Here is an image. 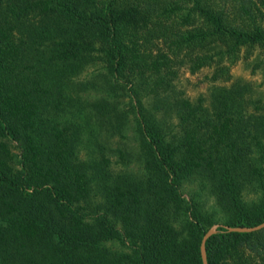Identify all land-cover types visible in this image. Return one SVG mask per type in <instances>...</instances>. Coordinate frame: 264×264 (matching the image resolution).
Instances as JSON below:
<instances>
[{
    "label": "trees",
    "instance_id": "16d2710c",
    "mask_svg": "<svg viewBox=\"0 0 264 264\" xmlns=\"http://www.w3.org/2000/svg\"><path fill=\"white\" fill-rule=\"evenodd\" d=\"M256 53L264 0H0V264H203L212 226L264 223V114L252 123L232 74ZM184 62L224 85L210 107L176 89ZM93 66L101 81H80ZM140 83L122 111L114 98ZM72 86L105 93L91 115L134 125L135 156L84 154ZM193 178L220 221L182 194ZM206 248L208 264H264V230L221 228Z\"/></svg>",
    "mask_w": 264,
    "mask_h": 264
},
{
    "label": "rangeland",
    "instance_id": "374dc122",
    "mask_svg": "<svg viewBox=\"0 0 264 264\" xmlns=\"http://www.w3.org/2000/svg\"><path fill=\"white\" fill-rule=\"evenodd\" d=\"M263 60L264 56H259L256 53V56L253 57L251 61L242 60L232 70L234 80H239L249 88L248 97L251 98L254 103L251 105V110L248 111L247 116L250 114V116L253 117L252 123L257 122L264 114V68L260 67ZM97 69L98 68L95 66L86 69L81 73L79 80L83 82L92 81L94 83H99L101 79L96 78L94 73ZM177 69L178 75L174 85L185 97H189L193 101L203 98L208 107L216 101V96L218 92L223 89L224 85L215 83L211 80V70L205 69L192 75L188 71V64L185 62ZM147 87L148 85L144 83H140L135 88L129 84L124 87L122 92L118 93L119 96L115 97L113 101L117 103V106L122 111L129 112L130 104L138 106L139 100H143L145 90L150 89V87ZM94 90L95 89L80 88L79 86H72L71 89L68 90L69 95L75 94L72 96L78 99V104L72 116L67 113L66 120H72L84 127L82 129L84 133V142L80 148H82L84 154H87L89 158H97L101 154L100 148L98 147L99 144L112 148H116L120 145L127 147L135 156L137 140L134 133V125L132 123H126L119 127L113 122H108L105 119L102 120V117L99 115L93 116L89 113L91 109L89 105L92 100L100 98L105 94L101 89H98V91ZM253 130L255 135L260 136L264 142V132L256 128ZM13 148L16 152L18 151L16 146H13ZM109 156L111 155L109 154ZM112 159L115 161L117 160L116 157ZM136 164L137 162L133 163L132 167H135ZM182 194L187 200H193L194 203H197L201 208L206 207L209 212L216 213L213 199L209 196V189L200 179L193 178L185 182L182 187ZM246 200L251 203L257 200V196L253 192L248 191ZM215 216L218 221L222 219V216L218 213H216ZM109 247L116 251L123 250V248L120 249L122 245L118 242L111 243Z\"/></svg>",
    "mask_w": 264,
    "mask_h": 264
},
{
    "label": "water",
    "instance_id": "95a60500",
    "mask_svg": "<svg viewBox=\"0 0 264 264\" xmlns=\"http://www.w3.org/2000/svg\"><path fill=\"white\" fill-rule=\"evenodd\" d=\"M225 228L228 232L231 233H255L264 230V223L255 226V227H237L232 228L224 225H214L212 226L204 235L202 242H201V256L203 264H208V257H207V248L206 244L208 240L219 233V229Z\"/></svg>",
    "mask_w": 264,
    "mask_h": 264
}]
</instances>
